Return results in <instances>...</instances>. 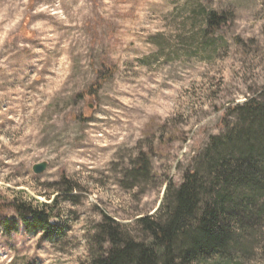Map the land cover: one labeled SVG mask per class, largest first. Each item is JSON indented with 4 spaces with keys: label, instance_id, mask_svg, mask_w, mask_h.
<instances>
[{
    "label": "rangeland",
    "instance_id": "374dc122",
    "mask_svg": "<svg viewBox=\"0 0 264 264\" xmlns=\"http://www.w3.org/2000/svg\"><path fill=\"white\" fill-rule=\"evenodd\" d=\"M263 93L264 0H0V264H91L105 217L147 240L138 219ZM34 200L54 206L51 238L13 207ZM259 212L193 264H264Z\"/></svg>",
    "mask_w": 264,
    "mask_h": 264
},
{
    "label": "trees",
    "instance_id": "16d2710c",
    "mask_svg": "<svg viewBox=\"0 0 264 264\" xmlns=\"http://www.w3.org/2000/svg\"><path fill=\"white\" fill-rule=\"evenodd\" d=\"M213 1V0H207ZM208 33L225 20L210 13ZM110 75L100 73L96 89ZM233 126L210 144L179 186L169 185L156 215L138 219L147 240H137L110 217L98 225V251L91 264H193L215 255H227L239 240V227L253 207L264 211V93L230 109ZM21 202L13 207L28 231L54 236L61 228L52 220L49 203ZM9 228L12 226H8ZM17 229V226H13Z\"/></svg>",
    "mask_w": 264,
    "mask_h": 264
},
{
    "label": "water",
    "instance_id": "95a60500",
    "mask_svg": "<svg viewBox=\"0 0 264 264\" xmlns=\"http://www.w3.org/2000/svg\"><path fill=\"white\" fill-rule=\"evenodd\" d=\"M48 166V162L38 163L33 166V171L35 174H42L48 169Z\"/></svg>",
    "mask_w": 264,
    "mask_h": 264
}]
</instances>
